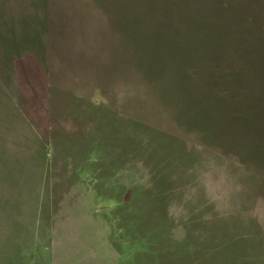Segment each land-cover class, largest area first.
<instances>
[{"label":"rangeland","instance_id":"obj_1","mask_svg":"<svg viewBox=\"0 0 264 264\" xmlns=\"http://www.w3.org/2000/svg\"><path fill=\"white\" fill-rule=\"evenodd\" d=\"M0 264H264V0H0Z\"/></svg>","mask_w":264,"mask_h":264}]
</instances>
